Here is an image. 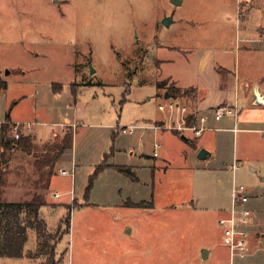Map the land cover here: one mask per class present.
Segmentation results:
<instances>
[{
  "label": "rangeland",
  "instance_id": "rangeland-1",
  "mask_svg": "<svg viewBox=\"0 0 264 264\" xmlns=\"http://www.w3.org/2000/svg\"><path fill=\"white\" fill-rule=\"evenodd\" d=\"M186 7L174 6L171 0H0V75L8 82L9 95H24L17 97L19 104L12 107H18L22 118L46 122L45 126H35L37 132H43L41 136L58 131L61 124L77 123L72 146L60 160L68 172L72 163L76 165L74 184L70 177L56 172L51 189H72L83 205L74 200L63 207L68 227L63 216L58 228L46 232L48 243L59 238L57 249L65 252L61 263L52 264H200L194 254L201 244L218 250L220 259L213 264L222 261L225 247L210 223L215 216L208 209V200L214 196L216 202L227 178L218 180L213 191L194 169L188 178L183 174L181 149L193 146L179 132L156 127L161 113L154 92L164 68L154 53L164 41H181L183 23L166 25L164 19H179ZM191 12L200 18L209 16V12ZM252 16V25L264 28V14ZM192 28L199 41H205L200 34L210 31L211 26L202 21ZM129 127H133L131 133ZM68 133H72L71 127ZM244 137L245 142L238 135L224 148L209 149L213 151L210 162L221 153L230 158L235 149L239 155L264 151L260 140ZM155 143L159 148L153 147ZM105 152L113 153L111 163L134 165L142 180L147 173L140 171V166H154L155 178L164 184L162 191L181 187L185 196H181L182 201L159 197L149 211L127 208L121 205L126 196L150 197V180H146L149 185L144 191L131 176L112 168L92 178L88 205H84L83 189ZM0 154V165L8 173L2 199H31L33 193H42L39 174L47 167L36 166L40 151L26 153L8 147ZM249 164L240 163L235 182L247 188L250 199L246 206L264 228V181L250 171ZM188 196L192 203H184ZM165 202L173 203L164 206ZM57 218L48 221L52 224ZM132 225L133 230L127 233ZM30 244L31 238L26 246ZM0 264L32 262L0 258Z\"/></svg>",
  "mask_w": 264,
  "mask_h": 264
},
{
  "label": "crops",
  "instance_id": "crops-1",
  "mask_svg": "<svg viewBox=\"0 0 264 264\" xmlns=\"http://www.w3.org/2000/svg\"><path fill=\"white\" fill-rule=\"evenodd\" d=\"M257 1L259 3L261 2V4H257ZM183 5H187V11H185L184 14H180L179 17H177L179 19H174L173 22L170 21V23L176 21L180 22V24L183 23V27L181 28L183 38L181 41H164L163 44L156 47L154 53L156 60L162 62L164 68L163 77L156 80V83L162 81L166 83L164 88H158L156 86L154 94L157 98V104L166 99H174L176 102L186 105L188 111L186 113H181V111L176 109L172 111L166 110L164 112L158 110L161 116L156 120V126L163 127L187 124L189 122L188 114L192 112L208 114L207 121L204 124L205 130L200 135L195 136L187 131L184 132L183 136L180 135L186 143L193 146V148L181 149V151L184 150L182 164L185 172H183V174H187L188 178H190L192 175L191 171L194 169V174L201 175L202 177L199 179L203 184L210 186L212 191L216 189L218 180H226L227 178V184H223L221 193L216 196V202H214V196L213 200L211 198L210 201L208 200V209L211 210V214L215 216L213 220H210V223L218 230L221 244L225 247L223 258H221L222 261L217 264H229V248L224 242V233L218 225V220L229 215L231 190L232 186L236 184V173L242 161L250 163V171L258 173L260 180L264 181V151L259 155H248L245 153L239 155L235 149L230 158L221 153L218 154L217 159L211 163L210 158L212 157L213 151L211 152L209 149L212 150V148H217L218 145L224 148L231 140H237L238 135H242L245 142L246 139L244 134L246 138L250 135L253 139L260 140L264 148V138L262 136V131H264V47L261 41V39L264 38V36H262L264 35V28L260 25L254 26L251 23L253 14H264V0H180V4L174 6L181 7ZM225 7H227V10H225ZM191 10L196 12H209V16L200 18L191 14ZM172 18H174V16L171 17V20ZM202 21L209 22L211 26L210 31L207 30V32L200 34L201 40L205 41H199V37L192 28L194 24ZM255 30H257V32ZM5 80L6 79L0 75V81L6 84L5 88L3 87L0 89V102L2 101V106H0V122H3V125H8V122L30 123L31 130L26 133V136L30 137L32 142L35 139L36 145L53 142L56 138L61 139L65 135H69L68 132L70 127L72 128V133H70V135L71 139H73V131L77 128V123L75 122L61 124V128L58 131L54 133L52 131H47L45 136H41L43 132H37L38 129H36L35 126H45L46 122H39L34 119L29 120L28 118L19 116V111H17L18 107H16L19 104V100L16 98H22L24 95H9V93H7L8 82L6 83ZM167 87H172L173 91L169 92ZM184 90H186L187 93L182 94ZM12 104H16V106L12 107ZM221 104H227L233 107L236 110V114L234 116H223L219 120H215L211 114V110ZM34 116H36L35 113ZM184 116H187V118L184 119ZM140 127L151 128L147 125H141ZM112 135H115V132H113ZM8 136L11 137L9 135V125ZM194 143H196L197 146ZM71 146L72 141L70 147L65 148L55 162L48 189L44 193L45 204L38 208V218L45 223L46 232H48V229L51 227H59L62 217L65 216L62 209L63 207L72 205L74 200L78 203V206L83 205L77 201V197L74 196L75 192L72 189L66 190L55 186V188L51 189L52 179L55 178L56 172L62 177H70L71 184H74L73 169L76 165L72 163L70 166V169H72L68 172L66 169H63L65 165L60 161L63 153L70 149ZM14 147L15 146H11L10 148ZM153 147L159 148V145L155 143ZM201 149L205 150L207 153L204 159H199L197 157ZM112 155V152L110 154L105 152L103 159L100 160L99 163L104 161L105 167L103 171L113 168L119 172L116 169L117 167L127 168L131 173V179L138 184L137 186L142 185L144 191L146 190V185L147 187L149 185V182H146V180H150V197L146 198L142 196L139 199H134L126 196L125 199L121 201L122 206L149 211L154 207V204L158 203L159 197H163L166 200L178 198V201H182L181 196H185V193L181 192V187L173 192L167 191V193H165L162 191V186H164V184H162L161 179L155 178L154 166H140L139 170L147 173V176H144L145 180H142L139 179L138 172L134 165H119L109 162L111 159L109 157H112ZM153 156H156V151H154ZM193 159L200 161V163H194L192 161ZM203 160H208L206 161L207 164L201 163ZM234 163L237 164L236 167L231 168V165ZM98 164H96V166ZM2 169L5 171V168ZM7 174L8 173L5 174V182ZM165 175L166 173L163 174V178H165ZM213 180L215 181L214 184ZM186 181L183 179L182 183H186ZM5 186L6 185L2 188L0 197L2 201L18 202L30 200H7L5 197L2 199ZM86 187L85 190L83 189L84 192L82 194L84 205H88L89 193L86 194ZM53 193H57V196L54 197ZM188 199L189 196L184 203H190L192 201ZM150 203L151 207L146 206ZM170 203L173 202H165L163 205H172ZM251 213L253 212L251 211ZM53 216H58V218L55 222L50 224L48 219L53 218ZM65 218L66 216L63 220ZM245 228L250 235V249L248 255L238 260V263L264 264L263 226L258 225L251 216L249 224ZM131 230H133V225L128 228L126 232L130 233ZM29 238H31V244L26 246ZM58 242L59 238L51 243V245L54 244V253L52 255L38 254L37 234L34 230L30 229L27 231V240L24 243L21 257L0 258L9 260H22L25 258L30 260L32 264H44L48 262V260L51 264L53 262L58 263L60 259L63 260L65 253L63 250L58 251ZM260 244L263 245V247H261ZM217 259H220L218 258V250L210 248L209 244H201L194 254V260L200 264H207L208 262L213 264Z\"/></svg>",
  "mask_w": 264,
  "mask_h": 264
},
{
  "label": "trees",
  "instance_id": "trees-1",
  "mask_svg": "<svg viewBox=\"0 0 264 264\" xmlns=\"http://www.w3.org/2000/svg\"><path fill=\"white\" fill-rule=\"evenodd\" d=\"M156 86L158 88H164L166 83L159 82ZM3 87L4 84L0 82V88ZM167 90L169 92L173 91L172 87H167ZM185 93H187L186 90L182 92V94ZM124 100L125 98L123 97L122 101ZM71 141V135H65L61 139L56 138L49 144H43L39 149L33 144L30 137H20L15 140L8 136V125H0V150H4L11 146L18 147L26 153L38 150L40 151V154L35 160L37 168L40 169L42 167H47L46 169H41L39 174V181L43 182L40 187L42 193H33L31 199L28 201L6 202L0 199V257H21L23 254L22 250L24 243L27 240V231L30 229L34 230L37 234L38 254L52 255L54 253V244H49L48 238L46 237L45 223L38 218V208L45 204L44 193L48 189L49 180L53 174L55 162L61 152L65 148L70 147ZM0 152L2 153V151ZM104 167V161L95 167L93 173L89 177L90 180L86 187V194L91 187L92 178L95 177L99 171L103 170ZM116 169L125 175H131L127 168L117 167ZM5 174L6 172L0 165V197L2 188L5 185ZM146 206L151 207V203ZM65 222L67 228V219H65ZM60 261L61 259L59 262Z\"/></svg>",
  "mask_w": 264,
  "mask_h": 264
},
{
  "label": "built area",
  "instance_id": "built-area-1",
  "mask_svg": "<svg viewBox=\"0 0 264 264\" xmlns=\"http://www.w3.org/2000/svg\"><path fill=\"white\" fill-rule=\"evenodd\" d=\"M264 47V38L261 39ZM157 109L161 112L166 110H179L181 113L188 111L186 105L176 102L174 99H166L157 104ZM211 114L215 120H219L223 116H234L236 110L227 105L221 104L211 110ZM187 115V114H186ZM189 122L184 125H169V126H156L157 128H165L172 131L179 132L180 135H184V132H190L191 134L198 136L205 130V122L207 121L208 114L192 112L188 114ZM187 116H184V119ZM3 123V122H2ZM0 122V125L2 124ZM9 135L17 140L22 134H26L31 130L30 123H9ZM133 127H129V132H132ZM264 138V131H262ZM236 163L231 165V168L236 167ZM65 173V172H63ZM53 196H57V193H53ZM249 200L247 189L244 185L234 184L231 190V206L229 209V215L225 218L218 220V225L221 227L224 233V242L229 248V264H239L238 260L243 259L249 253L250 249V235L245 228L251 219V210L246 206ZM261 247L263 245L260 244ZM264 249V247H263Z\"/></svg>",
  "mask_w": 264,
  "mask_h": 264
},
{
  "label": "water",
  "instance_id": "water-1",
  "mask_svg": "<svg viewBox=\"0 0 264 264\" xmlns=\"http://www.w3.org/2000/svg\"><path fill=\"white\" fill-rule=\"evenodd\" d=\"M171 3L174 4V5H179V4H180V0H171ZM170 20H171V16L168 17V18H165V19H164V23L167 25V23L170 22ZM206 154H207L206 151L203 150V149H201V150L198 152L197 157H198L199 159H204V158L206 157Z\"/></svg>",
  "mask_w": 264,
  "mask_h": 264
}]
</instances>
